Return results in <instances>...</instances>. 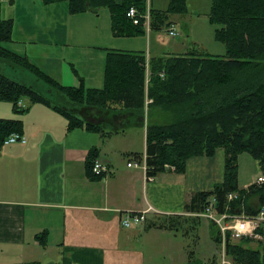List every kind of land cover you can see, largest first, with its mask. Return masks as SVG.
<instances>
[{"label": "crops", "instance_id": "1", "mask_svg": "<svg viewBox=\"0 0 264 264\" xmlns=\"http://www.w3.org/2000/svg\"><path fill=\"white\" fill-rule=\"evenodd\" d=\"M4 1L10 2L8 16L3 18L14 20L11 39L4 41V46L14 54L27 57L33 74L48 75L63 86L79 87L83 82L88 88L103 87L110 51H147L152 56H169L188 50V43L179 41H174L176 49L159 48L157 43L153 47V39L165 45L168 39L174 38L163 29L146 31L144 28L145 33L134 35L114 34L106 7L69 13L65 1L49 4L43 0ZM148 3L155 9H165L157 7L153 0ZM58 16L62 24L50 27L58 21ZM213 40L219 42L215 37ZM213 47L216 51L209 50L212 54H224L223 43ZM64 52L70 60L64 57ZM11 70L15 75L27 73L14 66ZM14 79L23 82L16 76ZM12 108V101L0 98V117L11 116ZM96 110L91 108L88 115H82L85 121L99 116L103 122H120ZM18 118L24 122L23 134L27 141L4 144L0 149V264L30 261L151 264L152 256L147 253L143 238L150 240L155 233L146 234L147 223L185 213L188 211L185 205L193 194L211 190L215 183L224 180V148H217L212 156L190 157L184 172L171 167L150 179L144 164L135 166L128 162L125 170L116 171L113 157L110 159L107 151L96 146L97 138L95 142L91 140L90 133L98 131L82 127L69 131L66 115L53 103H30ZM152 118L151 113V121ZM129 130H138L141 147L134 148L126 137L118 146L119 151L130 156L140 153L146 159L147 129L136 127L117 134ZM113 137L111 134L106 138L111 142ZM93 147L99 149L97 158L110 169L98 179L86 172L87 156ZM253 181L254 178L240 188L247 189ZM250 201L256 205L258 196H248L246 202ZM143 210H147L143 224L129 227L122 224V212ZM166 229L149 228L150 231ZM179 232L176 229L175 235ZM169 243L172 250L175 242Z\"/></svg>", "mask_w": 264, "mask_h": 264}, {"label": "trees", "instance_id": "2", "mask_svg": "<svg viewBox=\"0 0 264 264\" xmlns=\"http://www.w3.org/2000/svg\"><path fill=\"white\" fill-rule=\"evenodd\" d=\"M64 1L69 13L108 8L116 35L145 33L141 25L143 17L140 25H136L127 16L132 6L141 15L149 10L151 27L158 30L174 23L170 19L163 25L165 12L170 17L175 12L187 10L186 0H169V10L155 9L148 0H43L47 4ZM208 18L215 25V39L225 46L224 54L196 50L191 44L190 49L182 54L152 56L148 73L146 52L110 51L106 58L103 87L88 88L83 82L79 87L63 86L41 74L38 82L44 87L40 89L36 84L20 82L3 72L5 67L2 64L21 70H31V64L27 57L14 54L4 46V41L11 39L14 20L0 15V98L12 101L16 111H27L29 104L37 101L53 103L66 115L69 131L82 127L98 131L104 137L114 133L113 129L124 132L130 127L142 128L143 117L148 115V176L166 170L165 164L184 172L190 157L212 156L217 148H224V180L211 190L193 194L185 205L186 209L201 211L209 198L215 196L217 212L238 214L244 210L242 205L247 204V197L257 195V206L245 205V210L258 213L264 210V182L251 185L249 190L240 188L239 155L250 153L259 160L264 174V0H211ZM147 97L153 101L146 104ZM24 98L29 99L28 106L25 103L24 106L18 105ZM91 108H97L112 120L116 117L120 122H103L99 116L85 121L82 115H88ZM160 108L169 113L162 117L164 120L157 116L156 111H161ZM129 125L133 126L127 127ZM23 130L22 119L0 117V149L6 137L14 132L22 134ZM98 150L91 148L86 161V172L94 179L104 176L92 171ZM134 156L143 160L140 153H134ZM230 192H238L239 197L229 201ZM178 217L181 215L168 216ZM180 223L149 222L147 225L179 229ZM210 223L212 238L220 244V228L213 221ZM257 232L264 238V222ZM253 241L258 242L257 247L251 246ZM226 249L237 264H264V242L261 239L244 236L234 240L228 232ZM189 253L193 258L194 251Z\"/></svg>", "mask_w": 264, "mask_h": 264}, {"label": "rangeland", "instance_id": "3", "mask_svg": "<svg viewBox=\"0 0 264 264\" xmlns=\"http://www.w3.org/2000/svg\"><path fill=\"white\" fill-rule=\"evenodd\" d=\"M153 1L155 2V5L157 7L165 8L164 10L166 9L169 10L168 9L169 3H167L166 0H153ZM9 2L10 1L1 2L0 15L2 17L8 16ZM210 6H211V0H186L187 10L183 12L182 14H179V12H175L169 17L168 12H165L163 25H165L166 22H168L171 19L172 21H174V23H172L170 27L175 25L176 23L177 25L176 28L179 34L176 36H173L174 38L172 37L173 38L172 40L171 38L168 39V43L165 45L161 44L160 42H155V39H153V47H155L156 46L155 43H157L159 48H161L162 46L164 48L168 47L169 49H176L174 41H179L183 43L187 42L188 49H190V43H191L193 44V46H195L194 48L196 50L201 49V51L203 52H207V50L208 51L210 50L212 53L215 52L216 49L213 46H216V43H219V42H216L215 40H213L215 26L207 20L208 13L210 12ZM1 9H4V12L1 13ZM104 10L107 11L106 8H104ZM145 21L146 20H143L141 24L143 28H147L148 26H150V28L152 29L151 17H150L148 25L147 23H145ZM61 24H62V19L58 16V21L55 24H51L49 26L51 27L53 25L52 27H54L56 25H61ZM136 25H140V24H136ZM87 30L91 32L89 27ZM163 30L166 32V27ZM63 54L67 60H70L68 59L70 57H67V53L64 52ZM146 54H147V59H150L152 57V53L151 55L149 53H146ZM11 67L12 66L5 67V70H3V72L6 75L8 74L9 76H11L12 78L16 76L19 80L27 84H30V85L36 84V86L40 89L44 87L43 84H40V81L39 82L35 81V79L38 78V76L33 74L31 70L27 69V73L22 72L21 75L19 74L15 75L16 73L11 70ZM19 76L21 78H19ZM148 99L150 100V102L153 101L152 98L148 97ZM28 100L29 99L24 98V103L26 104V106H28ZM158 110H161V108ZM13 111L14 113L11 116H7L8 118H18L19 116L23 115L26 110L16 111L13 109ZM156 112H157V116L161 119H163L162 117L169 114L165 110L156 111ZM14 115L16 117H12ZM130 126H133V125H129L127 127H130ZM136 127L138 128V126H135V127H130L128 129L136 128ZM113 131L114 133L112 134H114V137L111 142H108V138L102 136L99 132L90 133L91 140L92 142H95L97 138L96 146H98L99 148H103V150L107 151L110 154V159L113 157L112 162H113V165L116 166L115 167L116 171L125 170L127 168L128 162H135L137 160L134 155L130 156L128 153H124V152L121 153L119 151L118 146H120L122 144V141L125 140L127 137V138H130L131 142L133 143L132 145L134 146V148L137 149L141 147L142 137L139 136L138 130H129L130 132L119 133V134H117L116 130L113 129ZM167 165L170 166L171 164H165V168L169 169L170 167H167ZM261 171L262 170L259 164V160L258 162H256V160L251 156L250 153L244 152L239 155V186L240 187H243L246 182H249L253 178L255 179L257 176H259L261 174ZM234 193H236L237 195V196H234V199L236 197H239L238 192H234ZM252 203L254 202L250 201L249 203L242 205V208L244 209L245 213L248 212L245 210V207L247 205L252 207V206H257L258 204V202L256 203V205ZM206 206L201 211H186L183 214H179L181 215V217H178L176 219L168 218L169 216L168 215V216H165L163 220L156 221L158 223L159 222L160 223H169V222H174V223L179 222L180 223L181 222L178 226L180 230L178 235H175L176 229L174 227L171 229L167 228L166 230L150 231L149 228H152L153 226H149V224L146 226L147 235H153L155 233V235H153L150 240L143 238V241L145 243L144 246L147 250V253L148 254L150 253L152 256V260L150 261L151 264H191V263L192 264H219L218 261H215L217 260L216 249L218 248L219 244H217L212 238L211 223H210L211 221H213L214 223L216 222L212 220L211 218H207L206 216L197 214V213L204 211ZM214 211L217 212L216 206H215ZM217 213H220V212H217ZM218 215H221V214H218ZM253 238L255 240L261 239V241L264 242V238L262 237L261 234L258 237H253ZM170 240H173L175 242L172 250H171V245L169 243ZM257 245H258L257 241H253L251 244V246L253 247H257ZM191 250L194 251L193 258H191L189 255L190 254L189 251ZM186 254H187V257H186Z\"/></svg>", "mask_w": 264, "mask_h": 264}, {"label": "built area", "instance_id": "4", "mask_svg": "<svg viewBox=\"0 0 264 264\" xmlns=\"http://www.w3.org/2000/svg\"><path fill=\"white\" fill-rule=\"evenodd\" d=\"M127 16L132 19L134 24H140L141 18H146L145 23L147 25L149 24L150 20V14L146 13L141 15L137 8L132 6L129 8L127 12ZM149 28V26L147 27ZM167 33L170 36H176L178 35V31L174 26H171L167 29ZM147 102H150V100H147ZM18 105L24 106V101L20 100L18 102ZM27 141V138L24 134L14 132L11 133L6 139L4 140V144H10L14 142H23L25 143ZM139 161L135 162H129L128 165H135L140 166ZM175 168L174 166H169ZM146 168V165L144 166ZM92 171L95 175L104 174L109 171L108 165L101 161L99 158H96L93 161ZM148 178L152 179V176H148ZM264 182V175L260 174L253 183L255 184H262ZM234 196H237L236 193L230 192L228 193V200L234 199ZM215 202L216 198L212 196L209 198L207 202V206L204 211L197 213L203 216H206L207 218H211L216 222V224L220 228L221 232V242L220 247L217 250V256L219 264H235L232 259L229 257L227 251H226V240H227V233L230 232L231 237L233 239L241 238L244 236L249 237H258L260 234L257 233V229L260 227V224L264 222V210L261 209L260 212L257 214H250L242 212L240 214H233L230 212L225 211L224 213H217L215 212ZM147 210H143L140 212H134V211H126L124 213V217L122 218V224L126 227H129L131 225H138L142 224L146 219V213ZM217 211V210H216ZM221 214V215H218Z\"/></svg>", "mask_w": 264, "mask_h": 264}, {"label": "water", "instance_id": "5", "mask_svg": "<svg viewBox=\"0 0 264 264\" xmlns=\"http://www.w3.org/2000/svg\"><path fill=\"white\" fill-rule=\"evenodd\" d=\"M115 127H118V125H117V126H115ZM122 129H123V130H125V128H124V127H123Z\"/></svg>", "mask_w": 264, "mask_h": 264}, {"label": "flooded vegetation", "instance_id": "6", "mask_svg": "<svg viewBox=\"0 0 264 264\" xmlns=\"http://www.w3.org/2000/svg\"><path fill=\"white\" fill-rule=\"evenodd\" d=\"M112 119V118H111Z\"/></svg>", "mask_w": 264, "mask_h": 264}]
</instances>
